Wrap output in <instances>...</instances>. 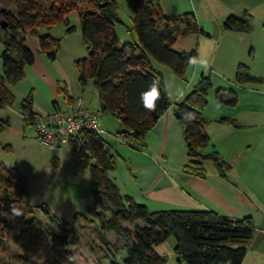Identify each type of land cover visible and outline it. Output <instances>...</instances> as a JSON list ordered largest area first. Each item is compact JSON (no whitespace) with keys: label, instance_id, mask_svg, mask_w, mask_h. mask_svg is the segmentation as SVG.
<instances>
[{"label":"trees","instance_id":"trees-1","mask_svg":"<svg viewBox=\"0 0 264 264\" xmlns=\"http://www.w3.org/2000/svg\"><path fill=\"white\" fill-rule=\"evenodd\" d=\"M0 1L3 2L0 6V39L3 42L0 101L9 104L14 102L16 97L8 84L14 85L24 78L25 65L35 61V52L26 43V33L36 36L40 50L50 59H55L61 38L50 32L40 33L38 27L65 21L68 13L78 10L82 17V39L88 49L87 56L76 60L78 80L85 85L91 79L100 101L105 103L104 110L118 117L120 127L128 128L123 135L136 147L146 145L147 131L171 104L162 71L154 66L152 58L168 64L178 76L186 78L187 67L196 58L197 48L184 51L173 45L179 36L191 31L208 33L200 26L194 11L167 15L162 10L160 0H135L133 25L129 29L135 32L136 38L127 44L120 43L116 31V24L123 22L116 0ZM250 17L247 11L240 16L231 13L224 19L222 26L224 29L248 30ZM73 29V26H68L66 31L69 33ZM132 67L142 69L131 70ZM246 67L243 63L239 64L235 75L238 84L244 85L247 80H264L249 73ZM211 86V76L202 73L193 84V89L178 105L188 144L184 170L200 176L206 175L203 161L206 158L214 162L221 175H227L231 170V165L220 157L216 148L206 150L211 143L204 128L206 118L202 110L208 103L207 94ZM153 88L158 89L160 95L154 110H148L153 107L147 99ZM59 90L66 106L76 105V98L69 96L65 87L59 86ZM225 92L232 96L225 98ZM217 95L230 104L237 100L233 89L218 88ZM32 104L33 92L30 91L20 106L26 124H32V116L36 112ZM6 123L7 119L0 117V133ZM67 144L76 152L78 166L89 170L94 187L93 199L87 206L91 218L87 217L86 226L106 246H111L106 231L114 230L119 240V243L114 244L126 251L122 262L114 258L111 259L112 264H169L154 248L169 235H175L174 250L185 264H239L244 259L256 229L251 216L234 218L213 209L169 208L152 211L145 203L122 193L110 176L109 172L116 168L117 162L116 157L109 152L102 133L82 130L71 134ZM12 174L15 181L0 169V178L6 183L0 191V211L5 213L14 212L19 195L24 197L28 193L25 176L20 172ZM8 185H13L14 191ZM81 215L77 213V217ZM124 221L134 223L135 228L124 226ZM70 226L62 232L51 231V241L56 245L69 244L71 240L77 243L79 229ZM24 264L65 263L53 254L41 262L24 261Z\"/></svg>","mask_w":264,"mask_h":264},{"label":"crops","instance_id":"crops-1","mask_svg":"<svg viewBox=\"0 0 264 264\" xmlns=\"http://www.w3.org/2000/svg\"><path fill=\"white\" fill-rule=\"evenodd\" d=\"M161 6L167 15L194 11L200 26L208 32L206 33L208 36L200 31L179 36L173 45L176 49L184 51L197 48V56L186 70V77L189 75L192 82L194 81L193 84L199 78V70L203 73L204 67L214 62L211 57L215 51L210 54V59L204 55L201 44L204 37L213 38L217 34L215 45L219 40L224 41V51L236 50L237 45L244 43L242 30L223 28L222 23L229 14L240 16L245 11L251 14L250 28L243 30L244 32H251L253 24L258 26L264 21V0H161ZM38 31L50 32L48 26L44 25L38 27ZM135 38L134 36L131 40ZM26 39L36 58L33 63L26 64L25 68L28 66L32 71L36 70L41 84L37 88L33 86L34 82L29 81L31 85L26 90L28 93L33 92V110L47 113L57 105L70 108L71 106H66L59 86L65 87L68 95L73 98L82 94L74 91L69 81L70 75L58 60V55L55 59H50L40 50L37 37L30 32L26 33ZM1 51L0 66L2 67ZM42 53L50 59L52 68L49 67L50 64L43 58ZM235 57L237 58V54L234 55ZM141 69V67L131 68V70ZM213 75L212 87L207 94L208 103L202 110L206 118L204 128L210 136L211 143L206 150L216 148L220 157L231 165L227 175H221L212 160L211 166L205 165V176L190 174L184 170L188 144L184 135V124L176 111L179 103L184 101L191 90L187 92V85L175 81L177 85L174 91H170L165 82L171 104L147 131L146 145L135 146L134 149L140 152V156L136 161H130V179L123 177L121 183L125 184L123 186L125 194L131 195L138 202L145 203L152 211L169 208L213 209L234 218L251 216L256 229L248 244L246 255L239 264H264V86L256 82L255 85L247 83L241 85L234 79L226 80L217 71H214ZM25 76L24 78L27 79L28 74L26 73ZM24 78L16 84H20L19 82L25 80ZM220 83H224L225 86H219ZM218 88L233 89L237 94L236 102L230 104L221 100L217 95ZM60 95L64 101L62 104L60 100H56ZM231 96L228 92L224 93L225 98ZM53 99L55 100L52 102ZM83 104L94 107L93 99L86 100L84 97ZM63 147L50 148L62 150ZM75 162L77 163L76 159ZM133 170L136 172L134 173ZM35 177L38 185L42 187L48 185L40 171L35 173ZM73 183L74 185L76 183L77 189L78 182ZM121 183L117 182L120 190Z\"/></svg>","mask_w":264,"mask_h":264},{"label":"rangeland","instance_id":"rangeland-1","mask_svg":"<svg viewBox=\"0 0 264 264\" xmlns=\"http://www.w3.org/2000/svg\"><path fill=\"white\" fill-rule=\"evenodd\" d=\"M116 1L118 2L119 15L123 20L122 23L116 24V31L120 43L127 44L134 36L136 37L135 32L129 29L133 25L135 0ZM1 5L3 2L0 1ZM66 18L65 21L48 26L49 31L54 36L61 38L57 52L58 60L70 75L69 81L73 85L74 91L80 92L82 95L79 96L85 97L86 100L93 99V108L83 105L99 115V123L105 129L102 136L107 142L109 152L116 157L117 162L116 168L110 170V176L121 183L123 177L127 180L130 179V161H136L140 152L134 149L135 146H132L131 140L123 133L118 134V136L114 135L116 129L120 127V121L112 112L101 109V101L91 79L85 85L78 80L79 71L76 60L88 54L87 46L82 39V17L78 10H73L67 14ZM68 26H73L74 29L66 35ZM234 31L238 30L234 29ZM241 32L244 33L243 38L245 40L244 43L237 45L236 50L224 51L225 45L222 40L218 41V46L215 45L218 38L217 34L213 38L204 37L201 44L204 48L205 57L210 59V54L215 51L211 57L214 62L203 69V73L209 74L212 81L214 71L219 72V75L225 77L226 80L230 78L235 80L240 63L247 66L249 73L264 78V21L258 26L253 24L251 32H244L243 30ZM0 33H2L1 30ZM190 33L195 32L191 31L181 36H187ZM203 34L208 36L206 33ZM214 46L216 47L212 50ZM2 48L3 42L0 39V50ZM236 54L237 58H234ZM42 56L52 68L53 66L46 54L42 53ZM152 61L154 66H158V69L162 71L164 83H167L170 91L176 89L175 81L187 85V92L193 89L194 81L192 82L189 75L186 78H181L168 64L154 58ZM25 71V74H28L27 79L24 78L25 80L19 82L18 85L8 84L10 90L15 91L14 102L9 104L0 101V117L8 121L0 133V163L2 164L0 169L12 176L13 181L15 179L12 173L20 172L25 176L28 184V193L24 197L19 195L14 212L0 211V264H24V261L41 262L53 254L58 255L65 264H112L111 259L114 258L122 262V258L126 256V251L121 246L114 244L115 242L119 243L117 233L114 230L106 231L111 242V246H106L96 233L86 226L88 225L87 217L91 218L87 212V206L93 199L94 189L89 170L77 165L75 162L76 152L67 143L62 150L47 147L41 143L34 126L24 122L20 106L23 98L28 94L26 90L31 85L29 81L34 82L33 86H37V88L41 86L36 70L34 72L27 66ZM199 74L201 75L202 71L199 70ZM254 82L264 86V80ZM254 82L251 83V80H247L246 83L255 85ZM219 86L225 85L220 83ZM62 99L61 95L56 98V100H60L61 104L64 103ZM203 161L207 167L212 165L209 158L203 159ZM6 169L11 171L7 172ZM37 171L45 176L43 180L48 184L47 186L42 187L37 184L35 177ZM133 172L136 171L133 170ZM73 182H78L77 189L75 188L76 183L74 185ZM121 184V191L124 193L123 186L125 184ZM5 185V181L0 178V191ZM8 187L13 191L15 189L13 185H8ZM77 213L82 215L77 217ZM109 215L110 212H108ZM63 221L66 223L63 224ZM138 222L142 221L139 220ZM96 223L98 222L96 221ZM70 225L79 229V241L74 243L71 240L69 244L64 245L54 244L51 241L50 232L65 231L71 227ZM123 225L128 228H135L134 223L128 221H124ZM82 226L85 228L82 229ZM63 227L66 228L63 229ZM175 244V235H169L154 245V248L162 256L167 257L169 264H185V261L179 258L175 252Z\"/></svg>","mask_w":264,"mask_h":264},{"label":"built area","instance_id":"built-area-1","mask_svg":"<svg viewBox=\"0 0 264 264\" xmlns=\"http://www.w3.org/2000/svg\"><path fill=\"white\" fill-rule=\"evenodd\" d=\"M98 116L97 112L84 107L83 98L79 96L76 97V105L73 107L57 105L47 113L35 112L31 122L42 144L48 147H62L68 143L71 134L75 135L82 130L103 133L105 129L100 125Z\"/></svg>","mask_w":264,"mask_h":264},{"label":"clouds","instance_id":"clouds-1","mask_svg":"<svg viewBox=\"0 0 264 264\" xmlns=\"http://www.w3.org/2000/svg\"><path fill=\"white\" fill-rule=\"evenodd\" d=\"M159 91H158V89H156V88H153V89H151V97H152V99H151V102L149 103V100H148V103L150 104V105H153V107L152 108H150V109H148V110H154V108H155V102H156V100H158L159 99ZM144 96V93L142 94V97ZM150 96H148L147 97V99L150 97Z\"/></svg>","mask_w":264,"mask_h":264},{"label":"water","instance_id":"water-1","mask_svg":"<svg viewBox=\"0 0 264 264\" xmlns=\"http://www.w3.org/2000/svg\"><path fill=\"white\" fill-rule=\"evenodd\" d=\"M102 3L104 4L105 1H103ZM101 109H102V110L105 109V103H104V101H101ZM176 114H177V115H180L179 110L176 111ZM127 131H128V128H126V127H119V128L116 129V133H117V134L126 133ZM163 258H164L165 260H167V257H166L165 255H163Z\"/></svg>","mask_w":264,"mask_h":264},{"label":"snow or ice","instance_id":"snow-or-ice-1","mask_svg":"<svg viewBox=\"0 0 264 264\" xmlns=\"http://www.w3.org/2000/svg\"><path fill=\"white\" fill-rule=\"evenodd\" d=\"M151 99H152V97L150 96V97L148 98V100H149V103L151 102Z\"/></svg>","mask_w":264,"mask_h":264}]
</instances>
